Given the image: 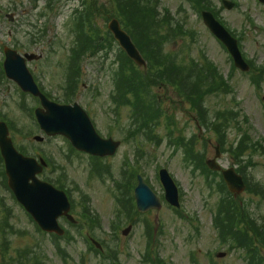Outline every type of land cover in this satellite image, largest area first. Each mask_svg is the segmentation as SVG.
<instances>
[{
    "label": "rangeland",
    "instance_id": "rangeland-1",
    "mask_svg": "<svg viewBox=\"0 0 264 264\" xmlns=\"http://www.w3.org/2000/svg\"><path fill=\"white\" fill-rule=\"evenodd\" d=\"M48 1L0 0V61L3 46L19 47L23 53H42L45 59L32 64L31 68L42 88L53 99L63 103L67 90L68 55L75 45L73 21L81 1L57 0L53 9L47 6ZM108 1L93 0L92 18L95 30L101 35L108 30L109 21L117 18V12ZM193 1L195 4L191 0H140L144 6H152L157 22L164 17L168 20V24H164L166 28L183 27L180 32L186 35L182 34L172 41L166 46V51H172L185 62L193 59L212 63L224 78L229 79L233 89L231 94L211 97L208 106L209 120L214 119L216 111L238 112L237 122H233L231 127L225 124L228 138L217 139L213 131L203 130L204 133H200L197 119L188 104L180 106V99L172 88H155L153 93L160 97L164 113L162 122L154 131L157 138L155 142L144 137H141L142 140L131 139L128 132L131 131V108L115 109L111 101L115 92V60L117 58L129 71L142 72V69L130 67L131 62L112 45L109 55L103 52L82 61L80 86L72 93L73 101L91 113L103 137L123 142L114 157L98 165L104 168L103 174L111 169L108 176L99 178L92 173L95 165L88 155L74 153L64 138L49 139L40 131L30 111L31 107H36V101L23 97L14 84L4 80L0 83V118L5 117L13 123L15 132L12 137L16 144L35 156L50 159L43 178L59 177L65 181L74 201L72 214L78 223L74 227L62 222L61 225L69 232L66 240L58 241L39 231L6 187L0 167V236L3 229L8 230L9 241V247L0 251V264H148L143 259L145 255L149 256V239L155 254L166 264H246L243 252H232L228 244L223 245L214 227L216 206L222 190L219 178L212 175L209 183L214 182L219 187L209 189L207 177L202 172L193 171L194 164L186 162L183 149L175 146L173 141L181 137L191 139L200 136L194 141V146L199 151L195 154L202 162L205 153V160L215 157V148L219 144L223 152L219 163L224 168L234 167L247 182L264 185V6L258 0H237L238 9L229 12L221 7V0ZM102 5H107V12L99 11ZM210 7H214L216 14L239 38L244 56L254 62H250L251 72L243 73L236 69L228 52L205 27L200 12ZM7 14L14 15L16 20L11 23L5 16ZM42 15L45 17L42 18ZM130 32L142 45L140 39L143 34L134 33L132 28ZM146 44L145 37L143 47ZM172 101H175L174 105H171ZM234 125H240L241 129ZM245 131L257 146V151L252 154L241 145L237 146ZM35 135L44 136L45 141L36 142ZM132 164L140 169L162 199L164 189L159 171L168 169L181 193L179 213L166 203L160 210L142 216L117 206V198L123 197L121 192L124 190L117 184L121 180L126 183L132 173ZM240 199L257 222H263L264 200L247 193L242 194ZM122 205L132 210L126 198L122 200ZM86 206L91 210L88 218L85 217V212H88ZM9 225L13 227V232L9 230ZM129 225H133L131 234L123 236V230ZM92 239L102 244L101 251L90 247ZM219 253H226V256L219 258Z\"/></svg>",
    "mask_w": 264,
    "mask_h": 264
},
{
    "label": "water",
    "instance_id": "water-1",
    "mask_svg": "<svg viewBox=\"0 0 264 264\" xmlns=\"http://www.w3.org/2000/svg\"><path fill=\"white\" fill-rule=\"evenodd\" d=\"M206 20L214 33L229 46L232 53L235 56L236 54L240 56L235 43L227 34L215 22L209 20L207 16ZM110 29L129 56L138 64H144L131 38L121 30L119 22L116 20L112 21ZM7 51L5 68L8 76L16 81L24 91L39 95L42 99V104L47 112L39 109L36 114L41 128L48 135H64L71 140L74 147L78 150L96 156H112L116 153L120 146L119 142H114L112 139L103 140L97 134L89 116L78 104L60 106L50 103L37 89L32 76L26 68L25 59L20 57L15 51ZM26 57L29 60L33 58L28 55ZM237 63L240 66L239 60ZM8 135L7 126L4 123H0V146L6 162L9 186L14 191L19 202L33 215L44 230L63 235L64 231L58 224V218L66 215L74 222V219L69 215L70 203L67 196L64 192L58 191L52 185L42 182L38 178L37 175L42 172L43 166L35 159L24 157L20 154L15 149ZM37 140L42 139L37 138ZM218 156H220V153H218ZM42 164L45 165V162L42 161ZM208 165L212 170H220V166L216 164L215 160L209 161ZM223 176L232 192L241 193L244 191L243 179L236 174L234 169L223 171ZM161 180L166 189V199L172 205L179 206L178 189L167 170L161 171ZM135 197L138 209L141 212L161 207L160 199L142 177H139V185L135 190ZM129 231L130 229L125 231V234Z\"/></svg>",
    "mask_w": 264,
    "mask_h": 264
},
{
    "label": "trees",
    "instance_id": "trees-1",
    "mask_svg": "<svg viewBox=\"0 0 264 264\" xmlns=\"http://www.w3.org/2000/svg\"><path fill=\"white\" fill-rule=\"evenodd\" d=\"M108 3L112 5L114 10L117 12L116 16H118L121 20H124L126 17L130 16L131 20L137 22L138 11L142 12V8L141 6L139 7L138 0H109ZM104 8L105 6L100 7L99 11ZM92 10L93 2H91L88 6V9H86L80 15V17H82L80 30L85 31L84 27L88 25L87 31L89 34H83V42L86 45L92 44V47L98 48V50H100L103 48V46L100 44V38L98 34L92 27ZM142 16H144V14ZM131 25H133V23H131ZM143 33L146 35L147 39L146 47L148 48L149 53L147 56L150 62L149 68H151L149 72L152 73L150 74L148 72L149 74L142 75L143 71L140 72L134 70L135 72H132V70H130L128 72L133 76L126 77L125 73L127 71H125L123 69L124 67L121 66L117 73L122 75V77L120 80L116 81V84L118 86V90L120 91H123V88L121 87L123 80L128 82V88L130 85V89L128 91L130 97L126 99L122 105H130V107H132V119L139 125L141 132L145 133L144 136L146 139L153 141L155 139L154 124L159 117L158 112L160 111L158 109V102L152 101L148 98V95L152 94V90L154 88L153 86L157 87L158 85L164 83L169 85L172 84L173 86L178 87L180 96L186 98L187 101L191 100V103L194 102V98L198 103H202L207 93L212 94L214 92H227L228 87L225 84H223V86H219L218 88L211 85V76L213 75V70L209 65L198 66L197 64H194L193 68L190 69L189 72L188 67L185 65L174 67L175 65L173 62H168L169 56L167 54L164 56V50L162 48V40L164 35L163 37H160V44L156 45L152 38L155 35L152 34L154 32H151L150 27L148 28L145 26ZM191 71L193 74L189 78L186 76V74L191 73ZM222 122V115L220 114V120L218 123L219 125L216 124L213 127L214 132L219 134L221 133L223 128ZM201 125L204 124L201 123ZM249 144V152L251 153L253 151V144H251L250 141ZM241 147H244V150L248 149V145H245L244 141L241 143ZM187 153L191 156V160L196 159L197 168L202 170L205 169L204 163L195 157L193 146L187 148ZM134 181V177H131L128 180L126 183L127 191H130L133 188ZM57 184L63 187V184L60 181H58ZM249 188V192L264 197V188L258 185H249ZM229 199L230 197L227 195L226 199L221 201L218 215L215 219V225L219 229L220 238L222 241L224 243L231 242L234 246L236 244L238 246L244 247L245 245L253 246L254 241L256 240L258 245H261L264 248V226L258 225L257 221L251 217L245 206H241L240 204ZM117 200L121 204L122 200ZM246 227L249 229L252 236H250V232L246 229ZM246 237H252L253 241L249 243L246 240ZM259 251V249H255L249 252V264H264Z\"/></svg>",
    "mask_w": 264,
    "mask_h": 264
}]
</instances>
